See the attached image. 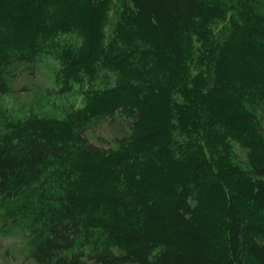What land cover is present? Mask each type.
<instances>
[{
	"label": "trees",
	"instance_id": "obj_1",
	"mask_svg": "<svg viewBox=\"0 0 264 264\" xmlns=\"http://www.w3.org/2000/svg\"><path fill=\"white\" fill-rule=\"evenodd\" d=\"M80 29L60 78L112 83L0 117V229L27 222L34 264H264V1L0 0V32ZM27 37L0 40V96Z\"/></svg>",
	"mask_w": 264,
	"mask_h": 264
},
{
	"label": "rangeland",
	"instance_id": "obj_2",
	"mask_svg": "<svg viewBox=\"0 0 264 264\" xmlns=\"http://www.w3.org/2000/svg\"><path fill=\"white\" fill-rule=\"evenodd\" d=\"M49 10L54 12V16L63 18L65 9L62 6L56 5V8L50 7ZM225 22L217 23L214 27L215 32H220L226 26ZM73 32L58 33L54 36L31 35L27 32L13 36V32L4 30L0 32V40L1 38L5 40L9 36L10 39L7 38L9 44L14 41L21 42L28 36L25 43L28 49L31 50L34 46L39 52L33 75L19 73L11 84L10 92L0 96V117L12 116L15 119H22L33 113L39 117L63 120L65 114L69 113L67 111L69 108L84 106L85 98L91 92L90 90L112 83L111 74H105L104 71L99 72L100 78L96 81L83 72H73L71 81H62L60 72L63 65L58 56L64 55L65 51L70 48L77 50L84 44L82 30ZM97 133L103 138L105 136L110 138L114 135L105 126L100 127ZM90 138L94 141L92 136ZM27 225V222H22L14 227L0 229V264H34L26 257L32 246L30 232L26 229Z\"/></svg>",
	"mask_w": 264,
	"mask_h": 264
}]
</instances>
